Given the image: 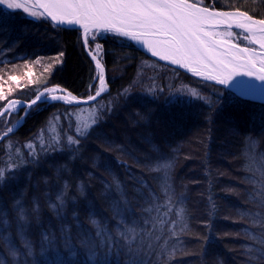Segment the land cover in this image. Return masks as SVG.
Instances as JSON below:
<instances>
[{"label": "trees", "instance_id": "obj_1", "mask_svg": "<svg viewBox=\"0 0 264 264\" xmlns=\"http://www.w3.org/2000/svg\"><path fill=\"white\" fill-rule=\"evenodd\" d=\"M199 1L264 19V0ZM96 45L109 86L97 103L0 119V136L13 129L0 142V264H264V105L119 35ZM23 69L40 73L10 95L25 102L53 87L87 100L98 75L80 31L0 10V91Z\"/></svg>", "mask_w": 264, "mask_h": 264}, {"label": "snow or ice", "instance_id": "obj_2", "mask_svg": "<svg viewBox=\"0 0 264 264\" xmlns=\"http://www.w3.org/2000/svg\"><path fill=\"white\" fill-rule=\"evenodd\" d=\"M3 5H6V9L25 7L24 4L15 2V0H0V6ZM40 6L45 9L46 15L57 23L81 25L85 43H87L90 29L112 32L137 41L142 35L146 37L170 36V39L166 41L145 39L143 43L153 49L156 55H161L163 51V58H172L174 63L183 62L186 66L195 63L202 66L203 71L200 68H193V71H197L198 74L206 71L210 79L219 78L221 84L225 83L231 75L238 74L241 68L247 69L245 74L252 75L256 70L255 58L260 53L252 48H239L238 45L231 44V41L216 39V31H206L205 25L211 24L215 27L226 24L228 29L235 25L236 28L245 32L244 38L249 43L259 44L261 50H264V19L254 20L246 12L239 11L235 13L210 12L207 8L189 3L188 0H51L50 3ZM32 15L35 16L36 13L33 12ZM220 35L232 36L233 33L227 31ZM226 43L229 45L226 51L216 50ZM160 44L166 47L157 50V45ZM59 55L62 56L63 53ZM57 62L60 61L57 60ZM96 65L101 73L99 76L101 87L96 93L99 96L100 92L104 91L103 68L99 60L96 61ZM259 72L261 73L259 78L264 80V60H261ZM47 91L53 92L55 89ZM68 95L71 96L70 93ZM192 95L195 96L197 93L193 92ZM5 98L0 96V99ZM58 99L62 97L49 96L46 93H41L36 98L41 103ZM89 99H95V97H89ZM36 100L32 103L36 104ZM16 103V101H10L9 106L0 111V116L9 112ZM96 122L93 119L91 124L85 123L83 128L78 126L77 131L84 135L88 128ZM12 131V128L7 129V133ZM69 142L78 143L79 141L70 137ZM3 177L4 173L0 172V179ZM20 219L21 226H23L22 215ZM0 223L3 224L4 231H7L8 221L3 219Z\"/></svg>", "mask_w": 264, "mask_h": 264}, {"label": "water", "instance_id": "obj_3", "mask_svg": "<svg viewBox=\"0 0 264 264\" xmlns=\"http://www.w3.org/2000/svg\"><path fill=\"white\" fill-rule=\"evenodd\" d=\"M46 1L48 3L51 2V0H46ZM188 2L191 3L190 1H188ZM197 7H201V6H197ZM208 10L210 12H215V13H226V12H223V11H218V10H213V9H208ZM46 17L57 28L65 29V30H78V31H80L81 32V37H82V45H83L84 52H85L86 56L93 62V64L97 68L96 61L99 60V58L97 56H95L90 51V49L88 47V38H87V43H85L84 31H83L82 26L81 25H68L67 23L60 24V23H57L56 21H53L47 15H46ZM254 20H256V19H254ZM233 30L244 32L241 29H233ZM93 32H103V30L90 29L89 34H91ZM107 33H112V32H107ZM89 34H88V36H89ZM116 35H119V34H116ZM119 36H121V35H119ZM121 37H123V38L127 39L128 41H130L131 43H133L137 48H139L143 53H145L146 55H148L152 59H155V60H157L158 62H160L162 64H165L167 66L175 68V69L185 73L186 75L190 76L191 78H193V79H195L197 81H200V82H203V83H206V84H210V85L222 88V89L226 90L227 92L232 93L233 95H235L236 97H238V98H240L242 100L264 105V89L260 88L255 81H253V80H251V79H249L247 77L235 74V75H231L230 78H228L225 83L221 84L219 82V78L218 79H210L209 78V73L206 72V71L203 72V74H198L197 71H193V68H200V70L203 71L202 66L197 65L195 63H192V67L191 68H187V67L183 66L181 63L177 64V63L167 62V61L163 60L162 58H159V57L155 56L154 54H152L151 52H149L148 50L150 48L148 47L147 44L143 43V41L145 39H159L161 41H166V40L170 39V36L146 37V36L142 35V36H140L139 41L133 40L131 37H124V36H121ZM164 47H166V45H164V44L157 45V50L158 49H162ZM99 62H100V65L103 68V79H104V83L106 84L105 85L106 88H104V91L100 92L99 96H97L95 94L93 96V97H95V99H87V100H80V99L74 97L72 94H71V96H69L68 95L69 93H67L65 91H62L61 92L62 94H57L55 96L66 97V98L74 97L75 100H72L70 103H60V104H64V105L70 106V107H88V106H91V105L97 103L103 96H105L109 92V86H108V83H107L106 70H105V67L103 66L102 62L100 60H99ZM97 72H98V68H97ZM225 75H227V73H225ZM98 85H99V87H98V91H99V89L101 87L100 81H99ZM14 101L17 102L16 104H21L22 105L21 109H24V108L31 109L33 107H36L37 105L46 104V103H48V104L59 103V102H52L50 100H47V101H45L43 103H41L40 100H36V104H33L32 102H25V101H17V100H14ZM7 106H9V104L6 105L5 107H7ZM27 106H30V107H27ZM4 108H3V110H4ZM9 112L5 113V115H3V116H0V119H2L4 116H6ZM21 125H22V123L19 126L16 127L15 131ZM6 137H7V135L3 136L0 139V142L3 141Z\"/></svg>", "mask_w": 264, "mask_h": 264}, {"label": "rangeland", "instance_id": "obj_4", "mask_svg": "<svg viewBox=\"0 0 264 264\" xmlns=\"http://www.w3.org/2000/svg\"><path fill=\"white\" fill-rule=\"evenodd\" d=\"M197 1L200 3V5H199V3L198 4L194 3V4H196L197 6H201L203 8H206V7L202 6V4H201V2L199 0H197ZM15 2L22 3V4L25 5V7L24 8H19V9H6V5H3V6H0V10L5 12V13H8L10 15L11 14H17L18 16L25 17L26 19H29V20H32V21H38L39 19H47V17L44 14V12L38 6L36 0H15ZM191 3H193V2H191ZM3 9H6V10H3ZM25 9H27V11ZM33 12L36 13L35 16L32 15ZM231 12H237V11H231ZM226 13H229V12H226ZM225 32H227V30L221 31V33H225ZM231 32L233 33V35H232L233 36V41L235 42L236 45H238L239 47H242V48H245V47L252 48V49H255L256 52L260 53V55L255 58L256 59V66L259 69L261 67V60H264V50H261L259 44L254 45L253 43H249V41L244 38L245 35H246L244 32L237 31V30H232ZM101 33H104V32H93V33L89 34L88 39H93L94 36H99ZM216 37L220 38V39L223 38V36L220 35V34H218ZM94 52H95V54L97 55L98 58L101 57V48H100L99 45L95 46ZM26 70H28V69H26ZM39 74H40L39 72H36V71H33V70H28L27 72H25V70L23 69L22 71H20V74H16L17 76H15V79H11L8 82L6 92L5 91H0V96L6 97L5 99H8L7 105L9 104L10 101H14V100L21 101L19 99H15V98L11 99L10 95H12L14 93H18V90L23 88L24 86H27V84L29 86V84H31L33 82L32 81V76L34 77V76H37ZM98 83H99V74L97 75V78H96V81H95L94 93H93V95L91 97H93L97 93L98 87H99ZM50 89H55V91L48 92L47 90H45V91H43L41 93H46L47 95L51 96V95L62 94L61 92L63 91V90H61L60 88H57V87H53V88H50ZM36 98L34 100H36ZM5 99H0V100H5ZM46 104H48V103H46ZM53 104H60V103H53ZM33 108H35V107H33ZM31 109H26L27 112L25 113V117L27 116L29 110H31ZM20 110L21 109L13 110V111L11 110L7 115L10 116L12 114H17V113H19ZM78 117L81 120H84V121H88L89 122V120H90L89 118H87L88 116H84V115H79L78 114ZM57 118L59 119L60 116H58ZM19 123H21V122H19ZM49 132H52V131L49 130ZM2 137L3 136H0V139ZM41 137H44V136L42 135ZM39 141H42V140L40 139ZM29 148H34V145L29 147Z\"/></svg>", "mask_w": 264, "mask_h": 264}, {"label": "bare ground", "instance_id": "obj_5", "mask_svg": "<svg viewBox=\"0 0 264 264\" xmlns=\"http://www.w3.org/2000/svg\"><path fill=\"white\" fill-rule=\"evenodd\" d=\"M36 2L38 4V6L40 7V9L44 12V14H46L45 13V9L43 7H41L40 5L48 4V2L46 0H36ZM231 13H235V12H231ZM233 29H238V28H236L235 25H233L231 29H228V27H227L226 24L225 25H220V26H215V27L213 25H211V24L205 25V30L206 31H213L214 30V31H216L217 35L218 34H221V31H224V30L232 31ZM247 35H250V34H247ZM216 39H220V38H217L216 37ZM222 39L225 40V41H231V44L236 45L235 42L233 41V36L223 35V38ZM253 44L254 45H257L256 43H253ZM228 47H229V45L226 43L222 48H217L216 50L217 51H226ZM239 48H242V47H239ZM158 50H161V49H158ZM148 51L151 52L152 54H154L155 56H157L159 58H162L163 60H165L167 62L174 63L173 60H172V58H168V59H164L163 58V51H161V55H156L154 53L153 49H151V48ZM181 64L183 66L187 67V68H191L192 67V64H189L188 66H186L183 62ZM246 71H247L246 68H241L239 70L238 75L247 77V78L255 81L260 88H263L264 89V80H261L259 78V76L261 75V73L259 72V69L257 68V66H256V70L253 72L252 75L245 74ZM98 74H99V76L101 75L99 69H98ZM102 76H103V73H102ZM105 85L106 84L104 83V88H106ZM72 100H75V98L74 97H70V98L62 97V99L50 100V101H52V102H59V103H70ZM21 108H22V105L21 104H16L13 108H11V110L13 111V110L21 109Z\"/></svg>", "mask_w": 264, "mask_h": 264}]
</instances>
